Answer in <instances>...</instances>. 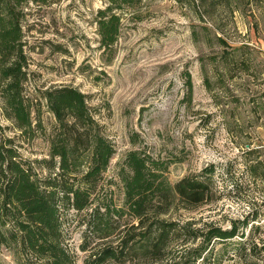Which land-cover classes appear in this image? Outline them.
Returning <instances> with one entry per match:
<instances>
[{
  "label": "rangeland",
  "instance_id": "1",
  "mask_svg": "<svg viewBox=\"0 0 264 264\" xmlns=\"http://www.w3.org/2000/svg\"><path fill=\"white\" fill-rule=\"evenodd\" d=\"M106 6V0L25 6L23 87L35 133L18 131L0 101L3 138L21 161L47 176L40 161L48 159L56 122L42 94L76 88L115 146L103 180L115 202L122 200L118 165L142 144L173 160L170 184L211 168L212 200L193 210L172 209L167 218L197 228H237L231 241L215 244L210 259L196 264H264V0H141L122 10L117 42L104 51L97 18ZM133 134L137 145L130 143ZM83 215L71 210L63 217V246L77 264L89 253L81 250ZM7 238L0 235V264H43ZM185 250L159 264H179Z\"/></svg>",
  "mask_w": 264,
  "mask_h": 264
},
{
  "label": "trees",
  "instance_id": "2",
  "mask_svg": "<svg viewBox=\"0 0 264 264\" xmlns=\"http://www.w3.org/2000/svg\"><path fill=\"white\" fill-rule=\"evenodd\" d=\"M97 18L100 46L108 51L121 30V12L141 0H106ZM48 0H0V101L3 116L22 134L34 135L31 107L24 95L27 58L24 53V8ZM187 95L192 93L186 77ZM56 122L47 176L38 175L19 159L3 138L0 125V235L12 238L20 252L43 264H77L63 246L64 215L84 214L81 250L89 252L84 264H159L176 249L179 264L207 262L217 243L231 241L237 228L195 227L192 221L167 218L174 210H193L212 200L213 169L187 175L171 183L172 159L154 156L144 144L126 152L116 177L122 187L121 204L105 192L104 174L116 149L102 133L87 96L71 86L42 94ZM137 134L130 143L137 145ZM8 143V144H6ZM175 161V160H174ZM253 174L258 171L248 167ZM8 227V228H7ZM3 229V230H1ZM243 238V235L241 236ZM242 245V244H241ZM239 249L236 252L239 254Z\"/></svg>",
  "mask_w": 264,
  "mask_h": 264
}]
</instances>
